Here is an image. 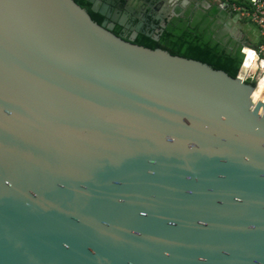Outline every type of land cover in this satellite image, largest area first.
Listing matches in <instances>:
<instances>
[{
	"label": "water",
	"instance_id": "obj_1",
	"mask_svg": "<svg viewBox=\"0 0 264 264\" xmlns=\"http://www.w3.org/2000/svg\"><path fill=\"white\" fill-rule=\"evenodd\" d=\"M85 1L0 0V264H264L263 88Z\"/></svg>",
	"mask_w": 264,
	"mask_h": 264
},
{
	"label": "trees",
	"instance_id": "obj_2",
	"mask_svg": "<svg viewBox=\"0 0 264 264\" xmlns=\"http://www.w3.org/2000/svg\"><path fill=\"white\" fill-rule=\"evenodd\" d=\"M75 1L89 12L94 21L102 23L101 15L94 13L88 2L85 0ZM221 2L230 5L233 3L244 5L246 0H209L211 7L207 10H197L195 16L188 9L181 16L174 17L168 22L159 41H154L146 35H139L135 43L150 49L161 48L172 55L201 61L215 69L225 71L232 77H237L240 72V76L245 79L249 72L250 57L242 67L243 55L241 51L244 44L232 38L228 31L221 37L218 33V31H224V25L219 21V14H225L220 7ZM177 12H181V10L178 9ZM248 21L245 18H240L239 23L244 24ZM120 29V27L116 28L114 33L119 35ZM225 37L228 39L227 42L224 41ZM261 42L262 40H259L253 47H258ZM247 82L255 85V82L250 80Z\"/></svg>",
	"mask_w": 264,
	"mask_h": 264
},
{
	"label": "flooded vegetation",
	"instance_id": "obj_3",
	"mask_svg": "<svg viewBox=\"0 0 264 264\" xmlns=\"http://www.w3.org/2000/svg\"><path fill=\"white\" fill-rule=\"evenodd\" d=\"M102 2L108 3L112 15L125 14L127 12L125 9L126 3H124L123 0H102ZM133 4L136 5L135 13L128 17L125 26L122 27L118 24L115 26V29L118 27L121 28L119 36L126 40H129L131 36L136 33L138 27H140V32L138 33L137 38L139 35H145L144 33L161 36L167 28L168 22L174 17L181 16L188 9H190L191 13L194 14L193 16H195L197 10H207L211 7L209 0H203L202 2L195 0H134ZM163 6L166 7L161 10ZM220 7L222 8V4H220ZM178 9H180L181 12H177ZM234 16L235 14H228L226 12L225 14H219V21L224 25V31H218L220 37L223 36L226 31L230 34V31L228 30L229 27H239V24L233 22ZM101 17L102 22L108 20V22L111 23L112 17L114 16H111L110 18ZM164 22L166 23V28L163 27ZM224 41L227 42L228 39L225 37Z\"/></svg>",
	"mask_w": 264,
	"mask_h": 264
},
{
	"label": "built area",
	"instance_id": "obj_4",
	"mask_svg": "<svg viewBox=\"0 0 264 264\" xmlns=\"http://www.w3.org/2000/svg\"><path fill=\"white\" fill-rule=\"evenodd\" d=\"M221 4L223 6H229L232 9L233 14H237L240 18L249 20L259 30L262 40L261 44L258 47L244 46L241 51L243 55V66L248 58L247 50L253 53V67L245 80L255 82V85L257 86L260 78H264V0H247V5H230L226 2H221ZM259 101L264 102V92L263 98Z\"/></svg>",
	"mask_w": 264,
	"mask_h": 264
},
{
	"label": "rangeland",
	"instance_id": "obj_5",
	"mask_svg": "<svg viewBox=\"0 0 264 264\" xmlns=\"http://www.w3.org/2000/svg\"><path fill=\"white\" fill-rule=\"evenodd\" d=\"M195 1L202 2L203 0H195ZM233 4H237V3H233ZM244 5H247V0L244 3ZM242 25H243V29H241L240 27L232 28L234 33L236 34V38L239 39L242 43L247 44L248 42H250L254 44V43H258L259 40H261L258 30L253 23L248 21Z\"/></svg>",
	"mask_w": 264,
	"mask_h": 264
},
{
	"label": "bare ground",
	"instance_id": "obj_6",
	"mask_svg": "<svg viewBox=\"0 0 264 264\" xmlns=\"http://www.w3.org/2000/svg\"><path fill=\"white\" fill-rule=\"evenodd\" d=\"M247 54H248V57H250V62H249L250 67H249V72L247 73V74H249L250 71H251V69H252V67H253V63H252L253 53H252L251 51L247 50ZM247 61H249V59H247ZM247 61H246V62H247ZM256 87L263 88V90L261 91V93H260L258 99L256 100V102H257V101L261 100V98H263V92H264V78H260V80H259V82H258V85H257Z\"/></svg>",
	"mask_w": 264,
	"mask_h": 264
},
{
	"label": "crops",
	"instance_id": "obj_7",
	"mask_svg": "<svg viewBox=\"0 0 264 264\" xmlns=\"http://www.w3.org/2000/svg\"><path fill=\"white\" fill-rule=\"evenodd\" d=\"M240 21V20H239ZM239 25H241V29H243V25L241 24V23H239ZM257 28V27H256ZM257 30H258V28H257ZM258 33H259V30H258ZM259 35H260V33H259ZM260 39H261V36H260ZM255 44V43H254ZM254 44L253 43H247V44H245L246 46L248 45V46H254Z\"/></svg>",
	"mask_w": 264,
	"mask_h": 264
}]
</instances>
